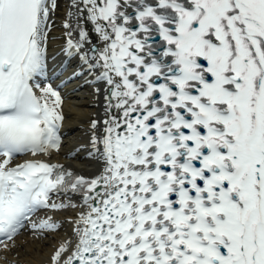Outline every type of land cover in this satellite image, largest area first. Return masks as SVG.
<instances>
[{
	"label": "snow or ice",
	"instance_id": "1",
	"mask_svg": "<svg viewBox=\"0 0 264 264\" xmlns=\"http://www.w3.org/2000/svg\"><path fill=\"white\" fill-rule=\"evenodd\" d=\"M132 6L71 5L106 42L80 55L107 85L89 153L103 169L89 179L40 159L13 163L61 148V97L40 82L59 4L0 0V244L38 209L76 207L50 202L71 192L88 211L75 247L64 241L51 264H264V0H134L129 16ZM66 35L68 57L89 42L82 29Z\"/></svg>",
	"mask_w": 264,
	"mask_h": 264
},
{
	"label": "bare ground",
	"instance_id": "2",
	"mask_svg": "<svg viewBox=\"0 0 264 264\" xmlns=\"http://www.w3.org/2000/svg\"><path fill=\"white\" fill-rule=\"evenodd\" d=\"M71 16L69 15L67 19L71 21ZM95 27V24H94ZM84 31L88 33V36L94 34L93 41H98L96 50L103 51L106 45V42L101 38L100 34L96 32L95 29L92 27H87ZM63 33V29L60 30L56 27L54 33L57 35L58 33ZM64 38V34H62V39ZM79 38V36H78ZM68 83V84H67ZM65 87L60 89L61 95L65 97V120H64V139L63 143H65L62 148L58 151L59 153L55 155L54 159H58L60 161H68L70 165L71 162L76 165V168L84 169L87 164L85 158H82L81 162L77 160H72L68 158V155L71 154L74 157L75 155L80 156V150L77 148L78 140L76 136H79V133L83 132L84 127L89 124L92 118H95L97 121H103L105 115V106L106 101H104L103 94L106 92L104 91L101 95V98L98 96L97 91L93 92V95L89 93V89L77 81L67 82ZM86 88V92H81L82 88ZM102 101V105L94 106L95 101ZM76 129V136H70L69 134ZM78 149L77 151H75ZM52 153V151H51ZM50 154V153H47ZM78 166V167H77ZM75 167V166H70ZM73 198H78L75 201L76 207L70 209L64 217V220L67 218H71V226L72 229L74 222L77 220L79 215L82 213L84 207L86 208L85 211H88V207L84 204L78 206V202L82 201V196H74ZM70 228L64 231H61V228L56 230H39L36 229L33 237L30 238L27 235H18L12 241H9L7 244L9 245L8 250L4 251V254L0 256V264H40L43 263L45 260L48 259L52 251L56 248V246L61 245L66 239L72 236L73 232ZM47 234V235H45ZM40 235V236H36ZM18 243L16 247H11V244ZM48 244V245H46ZM75 246H73L74 248ZM14 262V263H13Z\"/></svg>",
	"mask_w": 264,
	"mask_h": 264
},
{
	"label": "rangeland",
	"instance_id": "3",
	"mask_svg": "<svg viewBox=\"0 0 264 264\" xmlns=\"http://www.w3.org/2000/svg\"><path fill=\"white\" fill-rule=\"evenodd\" d=\"M71 134L73 135L74 133H71ZM73 159H75V158H73ZM17 245H18V243H14V245H13V246H15V247H16ZM46 245H48V244H46ZM1 252L3 253V252H4V250L2 249V250H1Z\"/></svg>",
	"mask_w": 264,
	"mask_h": 264
}]
</instances>
